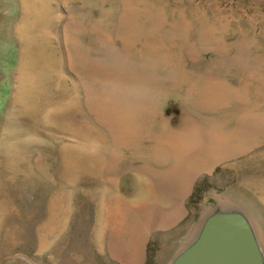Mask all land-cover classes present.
<instances>
[{"label":"rangeland","instance_id":"1","mask_svg":"<svg viewBox=\"0 0 264 264\" xmlns=\"http://www.w3.org/2000/svg\"><path fill=\"white\" fill-rule=\"evenodd\" d=\"M218 211L264 256V0H0V264H172Z\"/></svg>","mask_w":264,"mask_h":264},{"label":"water","instance_id":"2","mask_svg":"<svg viewBox=\"0 0 264 264\" xmlns=\"http://www.w3.org/2000/svg\"><path fill=\"white\" fill-rule=\"evenodd\" d=\"M172 264H264L247 218L238 212L213 213L199 238Z\"/></svg>","mask_w":264,"mask_h":264},{"label":"bare ground","instance_id":"3","mask_svg":"<svg viewBox=\"0 0 264 264\" xmlns=\"http://www.w3.org/2000/svg\"><path fill=\"white\" fill-rule=\"evenodd\" d=\"M22 65H24V60H22ZM30 91V90H29ZM59 116H61V114L59 115ZM175 141V140H174ZM197 144H198V142H197ZM166 145H168V146H170V147H174V146H176V145H173L172 144V142H167V144ZM190 151V150H189ZM190 155V154H189ZM67 156V155H66ZM74 156V155H73ZM72 156L70 155V158H71ZM68 158V157H67ZM73 158V157H72ZM74 159V158H73ZM67 163V162H66ZM223 212H227V211H218V212H216V213H223ZM229 212H233V211H229ZM57 214H51V216H52V219H54V218H56L57 216H56ZM54 217V218H53ZM53 221V220H52Z\"/></svg>","mask_w":264,"mask_h":264}]
</instances>
